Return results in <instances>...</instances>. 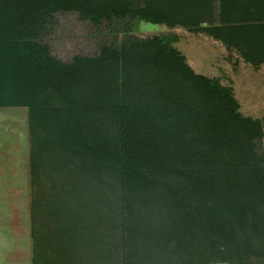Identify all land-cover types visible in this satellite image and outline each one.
Returning <instances> with one entry per match:
<instances>
[{"label": "trees", "instance_id": "16d2710c", "mask_svg": "<svg viewBox=\"0 0 264 264\" xmlns=\"http://www.w3.org/2000/svg\"><path fill=\"white\" fill-rule=\"evenodd\" d=\"M213 2L0 0V108L28 109L32 264H264L262 121L196 72L172 32L232 53L264 24V0ZM70 11L125 33L136 21L176 25L66 62L43 38Z\"/></svg>", "mask_w": 264, "mask_h": 264}, {"label": "rangeland", "instance_id": "374dc122", "mask_svg": "<svg viewBox=\"0 0 264 264\" xmlns=\"http://www.w3.org/2000/svg\"><path fill=\"white\" fill-rule=\"evenodd\" d=\"M211 4H214L213 0L208 5L213 9ZM123 24L114 19L96 25L80 19L75 11L60 12L43 39L53 55L69 62L78 54L97 56L102 45L119 44L128 35L146 38L172 30L178 32L180 39L175 46L186 56L192 68L231 86L241 112L262 121L259 149L264 151V66L257 69L244 63L238 59L235 50L253 49L264 54V24L247 26L244 36L240 37L243 46H234L232 53L207 34L189 32L180 27L169 29L170 24L176 25L172 22L153 24L136 21L129 33L123 31ZM234 44V40L228 42V45ZM27 119V107L0 108V264H32L34 231L31 224ZM254 131L257 129L253 127L251 134Z\"/></svg>", "mask_w": 264, "mask_h": 264}, {"label": "crops", "instance_id": "0c3cea01", "mask_svg": "<svg viewBox=\"0 0 264 264\" xmlns=\"http://www.w3.org/2000/svg\"><path fill=\"white\" fill-rule=\"evenodd\" d=\"M210 2H211V0H207V5H209ZM211 6H214V4H213V5L211 4ZM208 13H209V12H208ZM209 37H211V36H209ZM216 41H217V40H216ZM263 66H264V65H263ZM263 66H262V67H263ZM27 120H28V119H27ZM219 264H220V263H219Z\"/></svg>", "mask_w": 264, "mask_h": 264}]
</instances>
